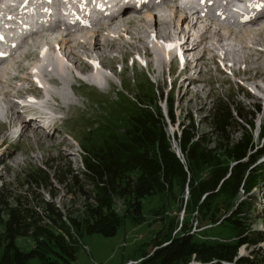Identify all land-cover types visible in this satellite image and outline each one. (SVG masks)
<instances>
[{"label":"rangeland","instance_id":"1","mask_svg":"<svg viewBox=\"0 0 264 264\" xmlns=\"http://www.w3.org/2000/svg\"><path fill=\"white\" fill-rule=\"evenodd\" d=\"M21 2L22 0H7L2 7L4 11L9 10L14 6L12 3L20 4ZM140 12L143 13L145 10ZM156 16H158L160 27H163L162 16L159 17L157 11ZM130 29L137 32L135 28ZM167 31L169 30L163 32L164 35ZM193 32L196 33V31ZM207 35L211 36L212 31ZM148 37H150V39L148 38L150 51L145 53V44L140 39H132V36L127 37L126 32H122L120 38L111 36L116 42V48H109L107 52H101L98 59V63L104 68L106 67L101 71H104L112 80L110 86H105L103 80L99 83L100 87L89 86L85 83L88 82L87 78L73 71L72 87L65 84L64 90L56 89L59 91L57 94L66 104V108L62 110L56 102L52 103L58 116L63 117L52 121V126L46 129L40 125L43 124L42 121L30 120L28 122L24 120L22 118L23 110L20 108L17 110L19 105L12 112H7V116L6 114L4 116V111L0 109V185L3 183L8 185L12 194L9 199L11 204L16 205L19 198L28 200L34 206L37 205L36 209L41 213L42 200L54 202V205L65 216L67 224L71 226L68 215L81 217L82 211L86 209V195L81 191L80 185L85 179L83 161L84 155L88 154L87 150L100 146L111 132L124 130L127 121L137 114L141 105L145 107L159 105L164 116L168 117L167 98L173 99L176 117V124L168 125L167 131L171 138L172 149L183 163H186V158L177 139L183 123L187 124L188 117L191 116L194 120L197 137L207 133L211 134L208 115H210L211 108L222 99L238 104L250 114L254 112L255 126L254 128L248 127V129L249 132L252 131L255 143L261 141L259 134H261V124L264 121V72H259L256 66L258 67L259 64L264 66V27L252 33L248 31L236 33L233 30L230 32V38L225 40V43L229 44L227 50L233 49L229 52L233 60L232 63H234L233 69L228 67L231 63H224L222 55L212 49L215 45L212 44L214 41H211L210 38L204 40L203 44L194 52L188 53V59L199 58L190 66L187 64V60L184 62L179 59L175 49L171 54L170 61L164 58L162 50L156 44L163 45L166 40L155 39L154 35L150 36V33ZM128 39L131 40V43L127 42ZM247 44L251 47L244 49ZM42 48L43 45L26 47L23 50H29L26 58L21 57L16 65L14 64L15 66L21 65L17 69L14 67L6 69L8 68L7 64L13 63L15 59L6 63L0 62V73L3 76L1 79L4 78L0 81V106L7 104V101L1 98L3 90L8 91L6 93L8 98L16 101L15 98L19 95H17L15 87H21L20 93H23V88L26 87L38 91L33 94L41 101L43 93L41 89L35 87L36 82L20 80L22 76L31 78L30 75H27V69L30 67L31 71V67L36 65L35 63H39L38 51ZM53 48L57 49L55 44ZM183 48L185 49L186 45H183ZM152 51L155 52L152 53ZM44 52L45 50L41 51V53ZM222 52L224 55V50ZM51 57L53 58L54 55ZM223 57L225 58V55ZM244 57L251 61L235 65V59L240 60ZM91 59L90 57L83 63H81L82 61L78 62L82 73H86V75L89 73L94 75V70L87 67L91 65ZM24 65L27 69H23ZM68 65L71 68L69 62ZM70 68L69 74L71 73ZM99 68L101 67L99 66ZM248 68H250L249 71H247ZM4 71L7 72L4 73ZM79 77H82L85 82L77 81ZM9 78L10 80H7ZM47 86L51 87L52 85L48 84ZM51 91H54L53 86ZM27 97L33 98L32 96ZM8 105L10 106V103ZM259 106L260 109H258ZM16 110L22 111L19 125L14 122L12 114L16 113ZM24 117L26 118L25 115ZM249 118H253V115H249ZM26 123H28L27 127ZM22 128L23 133L21 132ZM241 133L240 126L234 128L232 138L239 139ZM208 137V146L211 147L214 138L212 135H208ZM37 168H42L48 174L47 183L43 180L36 181L29 176ZM75 176L79 177L80 183H75ZM59 178H63L64 182H61ZM187 196L186 191L184 201ZM252 196L255 210L249 218V222L253 230L264 232V219L261 216L264 211V183L254 189ZM122 200L119 198L116 200L118 210L124 209ZM173 200L174 202L170 203L171 207L168 208L169 216L176 215L182 220L185 216L184 208L178 209L179 198H176V201L172 198ZM92 201L91 198L90 202ZM163 203L164 200L160 195L144 198L142 202L144 221L138 223L131 217H126L115 236L106 237L99 233L84 231L80 236L76 259L71 264H130L131 259L141 256V248L151 251L152 245H148L147 242L153 231L161 226V222H154V213ZM40 215H43V212ZM7 217L4 215V219ZM191 221L193 222L192 230H199L200 228L196 226L197 221L192 216ZM44 222L50 223L51 221L46 218ZM44 222L40 223L45 225ZM71 227L70 229H72ZM206 227H210V225H205L202 229ZM4 230L5 225L0 222V244L6 242L3 236ZM76 231L73 233L74 236H77ZM216 237L223 240L234 239V235L226 229L221 230ZM33 243L32 237L21 236L17 239L18 246L25 251L31 249ZM260 249H264V241L258 245L243 244L239 248L237 256H252L253 258ZM29 264H40V259L34 257ZM224 264L236 263L235 261H224Z\"/></svg>","mask_w":264,"mask_h":264},{"label":"trees","instance_id":"2","mask_svg":"<svg viewBox=\"0 0 264 264\" xmlns=\"http://www.w3.org/2000/svg\"><path fill=\"white\" fill-rule=\"evenodd\" d=\"M166 107L168 117L159 105H141L124 130L111 132L100 146L87 150L85 179L80 185L86 209L81 217L68 215L72 227L54 202L42 200L40 215L38 206L28 200L19 198L16 205L11 204V191L7 184H1L0 222L5 225L6 242L0 244V264H29L34 257L40 264H71L84 231L112 237L126 217L144 221L143 199L153 195L164 200L154 213V222H161V226L147 242L152 250L141 248V256L131 259V264H264V249L253 258L237 256L243 244L264 241V232L253 230L249 222L255 210L252 193L264 183V122L261 141L255 143L248 129L255 126L254 112L219 100L208 115L211 134L197 137L191 116L183 123L177 135L186 158L183 163L173 151L167 131L169 123L176 124L173 99H166ZM238 126L242 133L234 139L232 133ZM208 135L214 138L211 147ZM29 176L45 183L49 180L42 168ZM74 180L80 183L78 176ZM117 198L123 199L124 209H117ZM172 198H179L178 209L184 208L182 220L169 216ZM191 216L200 228L197 231L192 230ZM261 216L264 219V211ZM46 218L51 222L45 223ZM205 225L210 227L202 229ZM224 229L234 235L233 240L216 237ZM21 236L32 237L31 249L18 246Z\"/></svg>","mask_w":264,"mask_h":264},{"label":"bare ground","instance_id":"3","mask_svg":"<svg viewBox=\"0 0 264 264\" xmlns=\"http://www.w3.org/2000/svg\"><path fill=\"white\" fill-rule=\"evenodd\" d=\"M140 11H142V7L134 6L132 4H126L121 10L117 11L114 15L108 18V22L106 23V28H102L97 22H94L91 25V27H87V28H74V23L71 21L66 23L68 28L66 29V32L57 31L60 34L54 36L53 39L48 40L42 38L39 40V44L36 45H45L46 46L45 52L40 54V59L38 61L39 63H35L36 65H33L31 67V71L29 69L30 67L27 69V67L24 65L25 67H23V69L28 70L27 75H30L31 78L28 76H22L20 81L24 80L23 82H26L28 80L29 81L31 80L30 82L32 83L36 82L37 85H35V87L38 88L39 90L41 89L43 93L41 99L43 100L44 106L47 108H54L52 107L53 106L52 103L56 102L58 104V107L63 110L66 108V104L60 98V95H58L57 93L61 89L64 90L63 87L65 84L70 85L72 87L71 78L73 77V71L77 72V74L79 73L83 75L88 80V82H85L82 79V77H79L77 81L85 82L89 86L92 85V86L100 87L99 85L101 81L100 77L103 75L105 78H107V75L104 73V71H101L106 69V67L104 68L103 65L99 64L98 59L101 56V52H107L109 48H116V42L114 41V39L111 38V36H114V38H120V34L122 32H126L127 37L132 36V39L138 38L141 41H143V43L145 44V50H144L145 53H148V51H150L149 49L150 46L148 45L149 44L148 38L150 39V37H148L149 33L150 36L154 35V38L155 39L158 38V40L163 39L166 40V42L176 40L177 44L175 45L156 44V46H159L160 50H162L163 57L166 58L167 60L171 58V54L173 53L174 49L177 50L179 54L183 49L185 55L184 62L187 60L188 61L187 64L190 66L193 65L194 61L196 62L199 58L188 59V53L194 52L201 44H203L204 40L210 38L211 41H214L212 42V44L215 45L214 48L212 49L215 51L224 50V55H225L224 60L226 62L233 61L229 53L233 49L227 50L229 44L225 43V40H228L230 38V32L232 31V28L224 26L222 22H219V27H213L212 23L207 20L208 18L206 16L204 18L197 16L191 18V16L186 15V13H182L183 10L177 7L174 3L169 2V0H161L157 4L148 5L147 9L143 13H141ZM156 11L159 12V17L162 16L161 18L163 20V27H160L158 23V16H156ZM195 14L196 13H194L193 15ZM251 23H255V22H251ZM254 27L257 31L260 30L261 28L264 27V21L261 24ZM130 28L133 29L135 28L137 32L131 30ZM165 30H169L166 32V35H164L163 33ZM193 31H196V33H194ZM210 31H212V35L208 37L207 34ZM243 31H247V29H244ZM240 32H242V30H240ZM189 41L190 44L188 45ZM127 42L131 43V40L128 39ZM54 44L57 47L56 50H54L53 48ZM183 45H186L185 49L183 48ZM248 47L250 48L251 46L247 44L244 46V49ZM153 52L155 51H152V53ZM51 55H54V57L52 58ZM228 56L229 58H227ZM90 57L92 58L90 60L91 65L87 67L90 70H94V75L92 73H89V75H86V73H82L81 70L82 68L80 67V65L78 66L79 61L80 62L82 61L81 63H83L85 59L87 58L90 59ZM19 60L20 59H15L13 63L7 64L8 68L6 69H10L11 67H14L16 69L19 68L21 65L15 66ZM249 61L251 60L246 57L241 58L240 60L235 59V65H238V63H243V62L248 63ZM68 62L71 64V68L68 65ZM99 66L102 69L99 68ZM3 67L1 71L3 70ZM69 68L71 69L70 74H69ZM256 68L259 69V72L261 73L264 72L263 65L259 64L258 67L256 66ZM249 70L250 68L247 69V71ZM7 71H4V73H6ZM10 75L11 74H9V76ZM1 77L3 76H1L0 73V81L4 79V78L1 79ZM7 80H10V78ZM48 84H51L54 87V91H51L52 86L48 87L47 86ZM20 88L21 87H15L14 89L17 90V95L22 97H24L27 94H32L33 92L34 94L35 92L38 93V91L31 90L30 87L23 88V93H20ZM56 89H59V91ZM7 92L8 91H4V90L1 92L2 95L4 96V97L2 96L1 98L5 99L7 101L6 102L7 104L10 103V106L9 105L7 106L6 116L8 115L7 112L9 111L12 112V110L14 108H17L18 105L20 107V104H18L19 102L16 98H15L16 101H13L12 99L6 96ZM19 107L17 108V110H19ZM27 109L30 112H38V110L35 107L34 108L27 107ZM21 112L22 111L20 110L17 111L16 113H12L14 116V122L18 125L21 123L20 122ZM22 118L28 122H30V120L32 121L38 120L37 116H33L32 119H27L24 117L23 113H22ZM27 126L28 123H26V127ZM21 132L22 133L24 132L23 128L21 129Z\"/></svg>","mask_w":264,"mask_h":264}]
</instances>
